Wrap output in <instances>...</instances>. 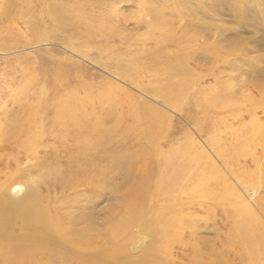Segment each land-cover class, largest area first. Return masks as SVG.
Segmentation results:
<instances>
[{
    "label": "rangeland",
    "instance_id": "374dc122",
    "mask_svg": "<svg viewBox=\"0 0 264 264\" xmlns=\"http://www.w3.org/2000/svg\"><path fill=\"white\" fill-rule=\"evenodd\" d=\"M179 1L0 0V180L6 178L7 169L27 177L34 173L35 159H29L23 147L15 146L16 138L1 137L5 121L13 118L24 101H33L36 87L46 86L44 96L52 103L56 94L52 82L57 76L63 80L60 83L64 96L67 86L76 85L80 78L98 89L112 86L115 89L103 90L109 91L116 104L100 103L97 113L104 117L115 113L122 130L140 123L133 117L126 118L127 110L140 113L148 109L149 114L154 113L158 118L159 136L155 144L172 158V163L178 164L177 168L161 173L157 160L162 157L152 155L149 159L140 149L135 150L138 146L131 144L134 135L129 133L121 138V144L125 150L128 145L132 147L133 172L138 171L140 178L150 176L152 181L164 177V173H168L166 180L179 177L175 184H168L167 192L159 191L156 205L150 201L149 194L145 195L139 221L133 223L122 217L128 229L113 241L116 248L124 247L115 255V263L264 264V16L257 15L251 21V17L239 15L231 8L236 0H230L228 6L225 4L227 8L215 1L217 10L211 6L212 0ZM83 3H87L85 7L75 8ZM152 6L160 8L162 16L172 20L178 34L183 31L186 35L179 40L180 56H175L179 47L172 40L165 44L166 58L156 65L159 77L151 71L155 67L151 54L145 53V48L151 51L155 43L148 40L145 48L139 49L134 40L148 29L149 16L144 11ZM196 6L194 21H190L185 11ZM60 8L58 13L64 18V25L57 21L56 12ZM71 14L76 15L81 31L74 41L88 45L86 54L75 50L66 39L67 30H73ZM92 26L102 30L94 33ZM87 28H92L88 30L94 31L93 35ZM130 55H136V61H131ZM171 56L172 61H167ZM179 61L178 68L160 71ZM144 66L147 68L140 71ZM67 67L76 71L78 77L67 78ZM156 85L168 92L174 90L176 103L156 94ZM128 93L131 98L126 99ZM78 94L83 97L82 92ZM88 105L89 102L85 110H95V106ZM50 121L45 127L48 136L43 140L49 141L63 156L66 150ZM117 122L106 123L104 128L116 129ZM143 145L153 144L145 141ZM112 146L117 152L121 150L119 144ZM116 150L113 160L117 158ZM111 161L106 157L101 163L111 168ZM4 163H8V168H3ZM121 172L114 170V178L108 173L105 184L112 186L120 182ZM24 180L18 178L22 184ZM137 180V177L132 179L135 183ZM107 186L97 201H94V189L81 187L85 199L90 200L82 199V203L88 204L82 212L94 219L101 231L108 230L109 217L117 219L125 215L128 196H132L112 192ZM72 188L59 184L53 196L71 198ZM232 212L246 218L247 225L258 233L260 248L247 244L253 246L250 258L243 252L244 236ZM73 250L77 251L74 258L67 256L68 264H85L82 258L89 253L79 247Z\"/></svg>",
    "mask_w": 264,
    "mask_h": 264
},
{
    "label": "bare ground",
    "instance_id": "6f19581e",
    "mask_svg": "<svg viewBox=\"0 0 264 264\" xmlns=\"http://www.w3.org/2000/svg\"><path fill=\"white\" fill-rule=\"evenodd\" d=\"M212 1L211 6L214 10H217V6L214 7L216 2H222L224 7L230 3V0ZM255 1L236 0V3L232 4L231 8L239 15L249 16L251 21H255V16H264V0ZM182 2V0L179 1V3ZM25 3H28V0H25ZM51 4L55 5L54 3ZM86 4L83 3L82 7L75 8L81 9ZM197 8V6L190 7L185 11L190 21H194L195 13L198 11ZM61 9H57V12L56 10L55 12L57 21L64 25V18L58 13ZM235 12L233 13L235 14ZM144 13L145 16H149L148 29L141 36L139 35V38L135 36L134 40L136 41L135 43L140 45L139 49L145 48L144 45H147L148 40H152L155 43V48L151 51L145 48V53L149 52L151 54V60L155 65L154 70L151 71L155 73L153 74L155 77H159L160 73L157 72L156 65H160L166 58L165 44L172 40L171 42L179 47V53L175 56H180L182 50L179 40L186 35L183 31L178 34L176 25L172 23L170 18L162 16L160 8L148 7ZM70 16L74 17L70 20L73 30H67L66 39L75 50L86 54L85 48L88 45L85 42L74 41V37L79 36L81 31L78 29L76 15L71 14ZM93 28L95 32L88 30L92 28H87L86 31L93 35V32L97 33L102 30L101 27H99L100 29L97 27ZM108 30L104 29V31ZM83 34L86 33L83 32ZM128 57L131 61H136V55ZM172 59L173 57L171 56L167 61H172ZM183 64L181 62V66ZM179 66L180 61L175 62L173 65L164 66L160 68V71L166 72L169 67L170 69L172 67L175 69ZM59 67L65 70L63 66L59 65ZM146 68L144 66L140 71L143 72ZM75 72L67 67V78L71 76L74 78L78 77ZM62 76H65V74L63 73ZM60 81L63 82L61 77L57 76L52 82V87L56 92L52 103H49L47 97L44 96V90L47 87L44 85L36 87L38 90L34 92L33 101H24L22 107L15 111L13 118L5 121L4 136L1 138H16L15 146L17 148L23 147L27 157L35 159V167H33L35 170L31 176L27 177L19 171L7 169L6 178L0 180V261L3 264H68L70 261H67V256L71 257L72 255L71 258H74L77 250L73 249L77 247L89 253L88 256L82 258V262L85 264H117L115 263V255L118 251L123 250L124 247L116 248L113 245V241L128 229L122 217L126 216V220L133 223L139 221V209L140 206H144L145 195L149 194L150 201L153 205H156L155 197L158 196L159 191L164 190L167 192L168 184H175L179 179L178 176H175L170 177L169 181L166 180L168 173H164V177H158L155 181H152L153 179H150V176L149 179L144 176L140 178L138 171L133 172L135 167L133 166V156L131 155L132 147L128 145L126 150L122 147L121 138L131 133L134 135V141L131 144L138 146L135 150L140 149L142 154L149 159L152 155L162 157L157 160L161 173L167 172L166 170L170 171L171 167L172 169L177 168L178 164L172 163V158H168L166 153L161 151L155 144L159 133L158 118L154 113L149 114L148 109H143L138 113L130 108L125 113V117H133L136 121L140 120V123L137 127L127 125V127L122 129L125 131H122L119 126L120 120L118 122L115 120L117 116L115 113L105 117L97 113L101 106L99 105L100 103H107L110 106L116 104L109 91L103 90L115 89L114 87L100 86L98 89L80 78L76 85L67 86V96H64V93L61 94L64 89H62ZM155 89L158 90L156 94L162 95L166 100L176 103L174 90H169L170 92H168L158 85H156ZM21 92L24 93L25 91ZM79 92L83 93V97L79 96ZM128 98H131L129 93L126 99ZM88 102L89 105L87 107L94 103L91 106H95V110L88 108L85 110V105ZM48 120H51V128L58 131L57 136L61 139L62 148L66 150L63 156L49 145V141L43 140L44 137L48 136L45 131ZM115 122H117L115 128L121 130L120 132L115 131L116 129H113L112 126H109L108 129L104 128V124ZM25 134H27V137ZM119 138L121 140H118ZM145 141L153 145L151 147L145 146L143 145ZM114 143L117 146L118 144L121 146L119 152H117L115 146H112ZM44 149L45 153H43ZM115 150L118 154L117 158L113 160ZM121 151L123 152L121 153ZM59 154L60 156L58 157ZM106 157L110 161L112 160L111 168L109 164L104 165L101 163V160ZM3 168H8V163H4ZM114 170L122 171V180L117 184L107 186L108 184H105L107 181L106 176L110 173L111 178H114ZM135 177L138 179L136 183V180L132 181ZM18 178L26 179L24 180L25 183L19 182ZM59 184L73 187V197L67 199V195L53 196L54 188ZM136 184H139V186ZM106 186L112 192H122L132 196H128L130 201H128L129 204L126 202L128 210H125V215L122 214L117 219L109 217V220H107L108 230L101 231L94 219H91L87 213L82 212L88 204L82 203L85 195L81 192V189L83 187L94 189V201H97V196L103 192ZM13 191L15 194L12 193ZM85 200H89V198ZM136 205H139V207H135ZM72 208L75 211L72 212L70 210ZM161 212L162 210L158 211V214L160 215ZM231 214L239 221L240 226H236L239 228L240 234L244 236L241 246L243 252L250 258L251 253L249 252L253 246L250 247L247 244L260 248L259 243L261 242L257 238L258 233H256L254 227L247 225L245 217L244 220L241 215L235 212ZM249 231L256 235V238H251ZM248 237H250V240H248ZM148 253L145 254V257L147 256L146 259L148 258ZM129 259L131 260V258ZM134 261L133 263H135Z\"/></svg>",
    "mask_w": 264,
    "mask_h": 264
}]
</instances>
